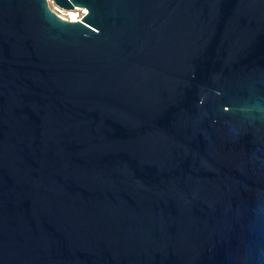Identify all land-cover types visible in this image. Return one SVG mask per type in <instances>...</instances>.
<instances>
[{
    "label": "water",
    "instance_id": "1",
    "mask_svg": "<svg viewBox=\"0 0 264 264\" xmlns=\"http://www.w3.org/2000/svg\"><path fill=\"white\" fill-rule=\"evenodd\" d=\"M0 0V264H264V0Z\"/></svg>",
    "mask_w": 264,
    "mask_h": 264
},
{
    "label": "built area",
    "instance_id": "2",
    "mask_svg": "<svg viewBox=\"0 0 264 264\" xmlns=\"http://www.w3.org/2000/svg\"><path fill=\"white\" fill-rule=\"evenodd\" d=\"M49 2H52L53 8H51L56 14L69 21H80L88 14V10L85 8L75 7L74 9L66 10L57 6L53 0H49Z\"/></svg>",
    "mask_w": 264,
    "mask_h": 264
},
{
    "label": "rangeland",
    "instance_id": "3",
    "mask_svg": "<svg viewBox=\"0 0 264 264\" xmlns=\"http://www.w3.org/2000/svg\"><path fill=\"white\" fill-rule=\"evenodd\" d=\"M49 4H50V7H52V8H53V4H52V2H49Z\"/></svg>",
    "mask_w": 264,
    "mask_h": 264
}]
</instances>
